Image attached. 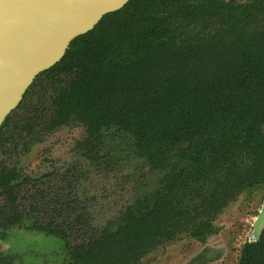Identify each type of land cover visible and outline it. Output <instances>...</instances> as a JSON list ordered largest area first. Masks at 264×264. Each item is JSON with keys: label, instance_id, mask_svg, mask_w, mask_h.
I'll list each match as a JSON object with an SVG mask.
<instances>
[{"label": "trees", "instance_id": "obj_1", "mask_svg": "<svg viewBox=\"0 0 264 264\" xmlns=\"http://www.w3.org/2000/svg\"><path fill=\"white\" fill-rule=\"evenodd\" d=\"M73 122L80 154L120 159L123 138L154 186L99 222L63 172L0 162V238L31 220L71 264H143L181 237L204 243L239 195L264 192V0H128L33 78L0 126V150L21 140L27 152ZM239 264H264V230Z\"/></svg>", "mask_w": 264, "mask_h": 264}, {"label": "rangeland", "instance_id": "obj_2", "mask_svg": "<svg viewBox=\"0 0 264 264\" xmlns=\"http://www.w3.org/2000/svg\"><path fill=\"white\" fill-rule=\"evenodd\" d=\"M83 134V127L73 122L49 133L25 153L21 140L9 143L0 150V162L15 164L31 176L51 170L63 172L69 182L67 189L80 199L87 197L92 216L103 222L124 208L143 188L154 186L158 174L150 172L142 160L133 158L123 138H120V159L90 161L74 148ZM263 196L261 191L251 196L239 195L217 215L215 223L220 230L205 244L181 237L151 252L142 263L237 264L240 247L249 239L254 213L261 206ZM31 222L10 229L0 239V251L14 254L13 264H69L62 243L25 228L31 227Z\"/></svg>", "mask_w": 264, "mask_h": 264}, {"label": "water", "instance_id": "obj_3", "mask_svg": "<svg viewBox=\"0 0 264 264\" xmlns=\"http://www.w3.org/2000/svg\"><path fill=\"white\" fill-rule=\"evenodd\" d=\"M128 0H0V126L40 72L56 64L71 40ZM264 227V197L252 239Z\"/></svg>", "mask_w": 264, "mask_h": 264}, {"label": "flooded vegetation", "instance_id": "obj_4", "mask_svg": "<svg viewBox=\"0 0 264 264\" xmlns=\"http://www.w3.org/2000/svg\"><path fill=\"white\" fill-rule=\"evenodd\" d=\"M23 152V151H22ZM28 152V151H27ZM25 153V152H24ZM82 155V154H81ZM84 156V155H83ZM85 157V156H84ZM263 195H264V192H263ZM251 196V195H250ZM80 197V196H79ZM264 197V196H263ZM79 200H81L80 202H82L83 204L82 205H84L86 208H87V210H89V206H91V205H88L87 206V203H89V199L87 198V197H85L84 199H80L79 198ZM262 201H263V199H262ZM261 204H262V202H261ZM260 208H261V206L259 207V209H258V211H255V213H254V220H255V218H256V216H257V214H258V212H259V210H260ZM119 212H120V210H119ZM118 213V212H117ZM216 224V223H215ZM253 224H254V222H253ZM17 227V226H16ZM219 227V226H218ZM15 228V227H14ZM12 229V228H11ZM10 230V229H9ZM8 230V231H9ZM219 230H220V228H219ZM253 230V229H252ZM263 230H264V227L262 228V230H261V232H260V235H259V237H258V239H256V240H254V239H252V232H251V234H250V236H249V239L248 240H246V241H244L243 242V244H242V246L246 243V242H256V241H258L259 240V238L261 237V234H262V232H263ZM8 231L6 232V233H8ZM36 231V230H35ZM38 232V231H37ZM38 233H41V232H38ZM41 234H43V233H41ZM216 234H218V233H216ZM216 234H213V235H210L207 239H209L211 236H214V235H216ZM6 235V234H5ZM5 235H4V237H5ZM44 235V234H43ZM46 236V235H45ZM51 237V236H50ZM187 238H190V237H187ZM0 239H4V238H0ZM190 239H192V240H195V241H197V242H199L200 244H205L206 242H207V240L204 242V243H202V242H200V241H198V240H196V239H194V238H190ZM171 242H173V241H171ZM167 243H170V242H167ZM167 243H165L164 245H166ZM164 245H162V246H164ZM242 246L240 247V250H239V255H238V259H237V264H239V261H240V252H241V248H242ZM161 247V246H160ZM159 248V247H158ZM158 248H156V249H158ZM64 249V248H63ZM155 249V250H156ZM154 250V251H155ZM64 251H65V253L67 252L66 251V249H64ZM0 252H2V251H0ZM153 252V251H152ZM4 254H6V255H8L9 256V258H10V263H7V264H13L14 263V261H15V258H14V254H12V253H9V252H3ZM150 254V253H149ZM66 255H67V253H66ZM147 256V255H146ZM202 256V255H201ZM67 260H68V257H67ZM68 262H69V260H68ZM69 264H71L70 262H69Z\"/></svg>", "mask_w": 264, "mask_h": 264}]
</instances>
